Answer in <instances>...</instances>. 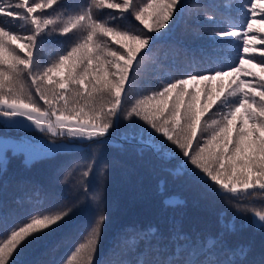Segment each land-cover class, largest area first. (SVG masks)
I'll return each mask as SVG.
<instances>
[{"label": "snow or ice", "instance_id": "6c2138e0", "mask_svg": "<svg viewBox=\"0 0 264 264\" xmlns=\"http://www.w3.org/2000/svg\"><path fill=\"white\" fill-rule=\"evenodd\" d=\"M60 2L0 0V124L38 130L47 137L10 142L0 136V176L7 170L9 151L24 155L26 166L37 158L70 155L85 144L91 157L81 179L71 185V197L54 198L48 207L41 197L31 213L11 224L14 214L0 199V225L8 228L0 232V264H17L15 257L25 245L61 227L84 207L92 209V216L73 226L84 242L63 264H96L107 221L104 185L109 168L106 162L97 168L96 161L105 148L139 157L149 153L171 164L165 171L173 178L191 180L235 209L227 221V213L221 212L219 230L203 238L201 231L193 227L190 234L175 219L128 225L124 235L131 230L129 250L145 245L139 253L145 258L138 264H264V254L249 259L252 247L234 239L250 224L264 231V204L249 202L264 199V0L226 5L229 19L208 33L209 46L239 44L234 58L212 60L214 69L202 73L161 80L158 89L127 109L125 97L142 58L168 32L183 0H88L78 11L48 15ZM103 9L115 14L101 20L97 13ZM128 15L143 28L122 30L119 21ZM203 19L215 22L216 16L205 14ZM17 22L27 26L25 33L13 30ZM69 36L76 39L63 54L41 61L45 37ZM121 120L127 127L122 128ZM36 144L44 151L38 152ZM75 166L65 169L59 183L69 182ZM94 168L98 186L89 192L86 180ZM164 190L161 180L159 191ZM162 203L168 207L181 201L166 197ZM240 214L251 219L238 227Z\"/></svg>", "mask_w": 264, "mask_h": 264}, {"label": "trees", "instance_id": "16d2710c", "mask_svg": "<svg viewBox=\"0 0 264 264\" xmlns=\"http://www.w3.org/2000/svg\"><path fill=\"white\" fill-rule=\"evenodd\" d=\"M87 2L88 0H61L60 6L54 11L49 10L47 14L72 13L86 6ZM236 2L238 0H183L181 11L172 21L168 32L162 39L155 40L151 50L142 58L129 85L123 108L127 109L136 99L158 89L161 80H167L169 77L181 78L182 73L190 71L202 73L209 67L214 69L212 63L209 67L207 65V62L212 60L229 61V58L213 56V49H217L215 52L236 54L241 46L235 42L209 46L207 35L224 26L221 22L229 19L225 6ZM110 14L115 13L113 10L103 9L97 16L101 20H108ZM205 14H214L216 21L203 19ZM236 15L238 13L233 10V16ZM119 23L122 30L134 32L138 27L143 28V25L130 15ZM21 24L22 22H17L13 30L25 33L27 26L21 27ZM191 33H198L200 37L197 39L190 37ZM74 39L76 36L45 37L40 46L41 61L50 62L63 54V50L67 49ZM121 126L127 127L123 120ZM19 131V128L0 124V134L18 136ZM82 148L83 150L70 155L56 156L55 159L37 158L30 166L25 165L22 155L13 156L11 151L8 152V158L4 161L7 170L0 176V199L6 202L9 211L14 214L9 224L31 213L35 201L41 197L45 200L44 207H48L55 202L54 198L73 195L71 185L81 179L80 174L87 170V163L91 157L89 146L85 144ZM105 162L109 164L104 185L107 221L103 226L100 247L95 257L96 264H120L122 260L138 264L145 258L139 254L140 250L145 248L143 243H140L138 249L129 250L126 240H131V230H128L127 238L124 235L128 225L161 224L175 219L181 221L190 234L193 227L201 231L203 238L204 235H215L219 230L216 221L221 212L227 213L226 221L235 212V209L222 198L206 193L202 186L196 185L193 181L183 177L173 178L165 171L171 164H165L149 153L139 157L131 151L120 152L113 148H105L101 158L96 161L97 168ZM72 165L76 166L72 168L69 182L59 183V180L63 179L65 169ZM161 180L165 181L163 193L159 191ZM86 185L89 192L98 186L95 168L87 178ZM169 194L177 195V200L181 203L166 207L162 201ZM249 202L260 206L264 204V199L257 196L251 198ZM92 214L90 207H84L61 227L25 245L15 257L17 264H63L76 245L84 242L73 226L90 218ZM248 217L249 214H240L236 221L237 226L247 222ZM7 231V227L0 225V232ZM234 239L252 247L253 255L249 259H258L264 254V231L258 226L250 224L249 227L239 230Z\"/></svg>", "mask_w": 264, "mask_h": 264}, {"label": "rangeland", "instance_id": "374dc122", "mask_svg": "<svg viewBox=\"0 0 264 264\" xmlns=\"http://www.w3.org/2000/svg\"><path fill=\"white\" fill-rule=\"evenodd\" d=\"M190 37H194L195 39H197L200 36H199L198 33H191ZM234 56H235V53H234ZM15 128H19L20 129L18 136H12L10 134H0V136L8 138L10 142L11 141H15V140H17V139H19L21 137H23L25 139L31 137V138H33L36 141H43V140L47 139V137L44 134H37V132H35V131H38V130H33L32 131L31 129H24V128H20V127H15ZM56 139H57L58 142L61 140V138H56ZM35 147H36L38 152L39 151H44L43 146L40 145V144H36ZM24 158H25L24 155H22V159L23 160H24ZM167 197H175L176 199H178V196L175 195V194H169V196H167ZM250 219H251V215L249 214V217H248L247 221H249Z\"/></svg>", "mask_w": 264, "mask_h": 264}]
</instances>
